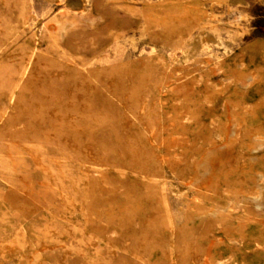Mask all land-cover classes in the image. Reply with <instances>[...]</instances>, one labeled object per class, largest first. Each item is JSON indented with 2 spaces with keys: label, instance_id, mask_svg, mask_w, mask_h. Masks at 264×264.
I'll return each instance as SVG.
<instances>
[{
  "label": "rangeland",
  "instance_id": "374dc122",
  "mask_svg": "<svg viewBox=\"0 0 264 264\" xmlns=\"http://www.w3.org/2000/svg\"><path fill=\"white\" fill-rule=\"evenodd\" d=\"M0 264H264V0H0Z\"/></svg>",
  "mask_w": 264,
  "mask_h": 264
},
{
  "label": "bare ground",
  "instance_id": "6f19581e",
  "mask_svg": "<svg viewBox=\"0 0 264 264\" xmlns=\"http://www.w3.org/2000/svg\"><path fill=\"white\" fill-rule=\"evenodd\" d=\"M25 58V57H24Z\"/></svg>",
  "mask_w": 264,
  "mask_h": 264
}]
</instances>
